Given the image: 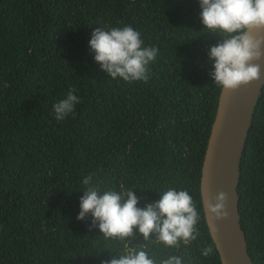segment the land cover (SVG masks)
I'll return each mask as SVG.
<instances>
[{"label":"trees","instance_id":"16d2710c","mask_svg":"<svg viewBox=\"0 0 264 264\" xmlns=\"http://www.w3.org/2000/svg\"><path fill=\"white\" fill-rule=\"evenodd\" d=\"M199 0H0V264H101L128 247L183 264H221L203 210L202 164L221 87L210 72L218 33L204 29ZM131 25L158 55L145 81L113 79L95 61L94 29ZM74 89V115L53 105ZM133 189L138 207L169 188L187 190L201 214L187 246L106 239L78 220L88 186ZM241 224L264 264V87L241 162ZM155 238V234H151ZM217 249V248H216Z\"/></svg>","mask_w":264,"mask_h":264},{"label":"clouds","instance_id":"9594fccd","mask_svg":"<svg viewBox=\"0 0 264 264\" xmlns=\"http://www.w3.org/2000/svg\"><path fill=\"white\" fill-rule=\"evenodd\" d=\"M200 18L204 29L218 33L220 41L210 46L208 58L212 63L210 76L213 82L231 93L242 86L261 79V61L264 59V0H199ZM94 59L109 77L124 81H147L148 65L158 55L156 47L144 46L141 33L131 25L108 30L96 28L89 40ZM70 89L66 97L53 105L55 118L63 121L74 115L81 98ZM92 175L83 179L88 186L80 197L78 220L92 217L90 228L98 227L108 239L128 240L134 229L143 235L144 241L155 239L166 247L180 248L197 240L200 235L201 214L187 190L169 188L160 199L138 207L139 197L133 189L117 192L100 190L92 184ZM211 221L227 219V194L223 191L211 197L206 205ZM209 229L216 232L214 223ZM151 234H155V238ZM148 244L137 250L128 247L124 254L114 256L101 264H157L148 251ZM217 249L213 244L201 248V255L211 257ZM159 264H183L179 255L160 259ZM222 264V263H221Z\"/></svg>","mask_w":264,"mask_h":264},{"label":"water","instance_id":"95a60500","mask_svg":"<svg viewBox=\"0 0 264 264\" xmlns=\"http://www.w3.org/2000/svg\"><path fill=\"white\" fill-rule=\"evenodd\" d=\"M261 79L242 86L231 93L221 88L218 107L201 172V198L206 223L217 229L210 236L215 243L222 264H256L249 253L247 238L241 224L239 185L241 162L255 108L264 87V59ZM227 194V219L211 221L205 207L219 192Z\"/></svg>","mask_w":264,"mask_h":264}]
</instances>
